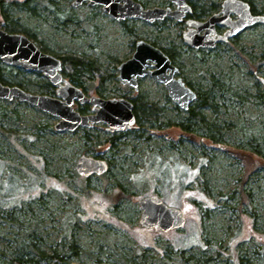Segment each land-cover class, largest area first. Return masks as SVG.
<instances>
[{"label":"rangeland","instance_id":"1","mask_svg":"<svg viewBox=\"0 0 264 264\" xmlns=\"http://www.w3.org/2000/svg\"><path fill=\"white\" fill-rule=\"evenodd\" d=\"M46 1L5 10L41 51L96 60L105 73L81 84L62 65L65 79L88 96L133 105L140 99L156 108L150 119L141 109L127 132L111 133L100 123L61 133L59 118L17 99L0 100V264L28 243L58 253L65 264H264V23L215 49H193L183 38L189 26L174 18L116 20L102 5ZM134 1L145 9L177 8L170 0ZM223 1L188 0L192 18L206 21ZM243 1L264 16V0ZM140 41L170 56L177 77L209 98L205 123L190 119L151 77L139 79L137 89L122 84L119 67ZM0 66L8 86L57 97L43 73ZM74 110L94 114L78 101ZM83 156L107 161L108 172L81 175ZM153 194L184 211L182 229L141 227L140 201ZM28 259L46 264L33 254Z\"/></svg>","mask_w":264,"mask_h":264},{"label":"water","instance_id":"2","mask_svg":"<svg viewBox=\"0 0 264 264\" xmlns=\"http://www.w3.org/2000/svg\"><path fill=\"white\" fill-rule=\"evenodd\" d=\"M177 5L171 12L169 9H145L134 0H75L73 8L85 3L89 6L102 5L103 10L116 20H143L149 23L173 17L183 22L186 14H191L188 0H170ZM231 14L238 19L232 21ZM264 23V16L253 15L248 3L241 0H225L219 14L213 15L209 21H188L191 27L183 38L193 48H215L221 41H228L247 28ZM229 28L223 35L214 37L215 25ZM205 31L203 35H200ZM0 61L11 67L22 69L29 73L41 72L56 87L57 97L34 95L18 86H8L0 82V100L13 101L35 106L41 111L59 118L55 125L57 132H74L80 127H93L95 124H106L111 133L127 132L136 124L134 105L125 98L103 99L97 96H87L80 88L72 85L61 74L62 62L59 58L44 53L40 48L23 34H13L0 28ZM119 79L125 84L137 88L138 78L152 77L163 84L170 98L184 111L189 109L197 93L186 86L181 78L175 75L178 69L169 57L159 48L140 41L136 44V52L132 59L119 67ZM264 84V82H263ZM75 101L90 104L93 115L83 116L74 110ZM109 169L105 160L81 157L77 163L78 172L85 177L103 175ZM142 214L140 225L146 229H160L163 232L182 229L186 224L185 213L178 208L170 207L154 194L140 201Z\"/></svg>","mask_w":264,"mask_h":264},{"label":"trees","instance_id":"3","mask_svg":"<svg viewBox=\"0 0 264 264\" xmlns=\"http://www.w3.org/2000/svg\"><path fill=\"white\" fill-rule=\"evenodd\" d=\"M43 1L46 4L48 3V1L46 0ZM9 5L19 6L21 10H25L29 7V0H25L22 2H16L15 0H0V7L2 8L3 15V20L0 22V28L7 31L8 33L23 34L25 36L32 37V34L28 32V30L23 25H21L17 21H14L10 16V13L5 10V7ZM42 50L43 52H45L44 49ZM60 60L63 63L64 74L67 75L72 81H76L82 84L83 81L89 83L92 79H102L105 77V73H103V71L100 69L96 60H90L88 58H83L79 55L77 56L73 54L64 55L60 58ZM4 69V67L0 66V82L4 85H7L2 78V72L4 71ZM197 95V101L195 102L196 106L189 109L190 119H193L195 121L200 120L201 122L205 123V117L202 114V109L211 106V104L209 98H204L201 93H197ZM133 102L135 116L140 115V110L144 109L147 110V112L145 113V115L147 114L146 118H153L152 115L149 114H152V111L155 110L156 107H154V105L143 103L140 99L134 100ZM141 106H144L145 108H142ZM207 130L208 127H206V131ZM211 137L213 136L211 135ZM74 249L75 246L73 244L71 246L70 253H73ZM31 254L36 255L39 261H44L46 264H65L62 258L59 257L58 253L48 254L46 252L39 251L31 243L20 245L15 251V257L3 264H33V261L31 259H28Z\"/></svg>","mask_w":264,"mask_h":264},{"label":"flooded vegetation","instance_id":"4","mask_svg":"<svg viewBox=\"0 0 264 264\" xmlns=\"http://www.w3.org/2000/svg\"><path fill=\"white\" fill-rule=\"evenodd\" d=\"M224 1H225V0H224ZM224 1H223V2H224ZM187 3H188V1H187ZM246 3H247V2H246ZM248 4H249V3H248ZM188 5H189V7L191 8V14H186V16H185L184 19H183V22H184V23L187 24L188 21H195V22H202V23H205V22H207V21L210 20L211 17H209L206 21H197V20H194V19L192 18V16H194V10H193L192 6H191L189 3H188ZM222 5H223V3H222ZM222 5H221V11H222ZM249 6H250V4H249ZM250 8H251V6H250ZM168 9L171 10L170 8H168ZM176 9H177V8H176ZM176 9H175V10H171V12L176 11ZM221 11H220V12H221ZM220 12H219V13H220ZM219 13H218V14H219ZM251 13H252V10H251ZM252 14H253V13H252ZM253 15H254V14H253ZM166 18H173V17H166ZM230 18H231L232 21H235V20L238 19L237 15H235V14H231V15H230ZM174 19H175V18H174ZM164 20H165V19H164ZM175 20H176V19H175ZM161 21H163V20H161ZM183 22H179V23H183ZM187 25H188V24H187ZM188 26H189V25H188ZM252 27H253V26H252ZM252 27H250V28H252ZM190 28H191V27L189 26V29H190ZM189 29H188V31H189ZM220 29H224V31L221 33V32L219 31ZM248 29H249V28H247L245 31H247ZM228 30H229V28H227V27H223V26L217 24V25H215V34L213 33L212 36H214V37L223 36ZM245 31H243L242 33H244ZM204 32H205V31H202L200 35H203ZM242 33H241V34H242ZM239 35H240V34H239ZM239 35H237V36H239ZM183 36H184V35H183ZM237 36L228 39V41L231 40V39L236 38ZM228 41L217 43V44H216V47H217L219 44H221V43H227ZM216 47H215V48H216ZM215 48H213V49H215ZM200 49H203V48H200ZM166 55H167V54H166ZM168 57H169V56H168ZM169 58H170V57H169ZM170 60H171V59H170ZM171 62H172V61H171ZM62 65H63V64H62ZM21 70H22V69H21ZM23 71H24V70H23ZM25 72H26V71H25ZM177 73H178V72H177ZM177 73H176V74H177ZM175 77H176V78H180V77H177V75H175ZM139 79H141V78H139ZM139 79H138V80H139ZM137 82H138V81H137ZM263 82H264V80H263ZM263 82H262V83H263ZM185 84H186V86H188L187 83H185ZM196 93H197V92H196ZM197 96H198V95H197ZM196 101H197V100H196ZM196 101H195V102H196ZM195 102L190 106V108L195 104ZM190 108H189V109H190ZM188 111H189V110H188Z\"/></svg>","mask_w":264,"mask_h":264},{"label":"bare ground","instance_id":"5","mask_svg":"<svg viewBox=\"0 0 264 264\" xmlns=\"http://www.w3.org/2000/svg\"><path fill=\"white\" fill-rule=\"evenodd\" d=\"M241 1H243V0H241ZM244 2H245V1H244ZM224 3H225V1L223 2V4H224ZM222 9H223V5H222ZM147 23H149V22H147ZM150 24H153V23H150ZM221 42H224V41H221ZM218 43H220V42H218ZM186 44H187V43H186ZM187 45H188V44H187ZM188 46H189V45H188ZM189 47H190V48H193V47H191V46H189ZM200 48H203V47L193 48V49H200ZM203 49H213V48H203ZM44 53H45V52H44ZM46 54H48V53H46ZM49 55H51V54H49ZM169 59H170V58H169ZM61 62H62V61H61ZM1 63H2V62H1ZM2 64H3V63H2ZM62 64H63V63H62ZM3 65H5V64H3ZM5 66H7V65H5ZM7 67H11V66H7ZM13 68H15V67H13ZM147 77H150V76H147ZM144 78H146V77H144ZM151 78H152V77H151ZM138 79H139V78H138ZM154 80H155V79H154ZM122 84H123V83H122ZM124 85H125V84H124ZM137 87H138V82H137ZM189 88H190V87H189ZM136 89H137V88H136ZM81 90H82V89H81ZM82 91H83V90H82ZM86 95H87V94H86ZM87 96H88V95H87ZM196 100H197V98H196ZM196 100H195V101H196ZM195 101H194V102H195ZM194 102H193V103H194ZM193 103H191V105H192ZM191 105H190V106H191ZM190 106H189V108H190ZM188 110H189V109H188ZM188 110H187V111H188ZM83 116H88V115H83ZM99 124H100V123H99ZM108 165H109V163H108ZM109 167H110V166H109ZM108 170H109V169H108ZM107 172H108V171H107ZM107 172H106V173H107ZM106 173H105V174H106ZM103 175H104V174H103ZM94 176H96V175H94ZM92 177H93V176H92ZM86 178H88V177H86ZM89 178H91V177H89ZM147 197H148V196H147ZM145 198H146V197H145ZM186 222H187V217H186ZM185 225H186V224H185Z\"/></svg>","mask_w":264,"mask_h":264}]
</instances>
